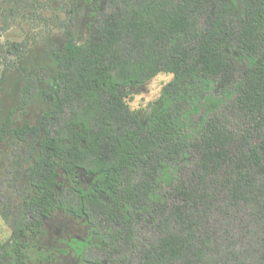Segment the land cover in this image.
Masks as SVG:
<instances>
[{
  "label": "trees",
  "instance_id": "16d2710c",
  "mask_svg": "<svg viewBox=\"0 0 264 264\" xmlns=\"http://www.w3.org/2000/svg\"><path fill=\"white\" fill-rule=\"evenodd\" d=\"M107 6L83 44L76 11L65 8L42 127H14L13 109L0 124V143L30 138L37 150L13 236L37 234L60 210L92 225L100 243L87 264H264V0ZM22 45L7 52L20 55ZM21 70L24 109L38 85ZM158 73L172 78L144 122L119 87ZM80 170L93 176L88 192Z\"/></svg>",
  "mask_w": 264,
  "mask_h": 264
},
{
  "label": "rangeland",
  "instance_id": "374dc122",
  "mask_svg": "<svg viewBox=\"0 0 264 264\" xmlns=\"http://www.w3.org/2000/svg\"><path fill=\"white\" fill-rule=\"evenodd\" d=\"M70 6L76 11L75 42L83 44L94 33L96 17L108 10L107 0H0V124L13 109L14 127L24 122L42 127L48 103L41 91H52L56 87L59 66L51 50L63 48L65 38L59 22L67 17L65 8ZM10 8L13 12L5 14ZM13 42H23L20 55L7 52ZM22 66L37 77L38 90L24 109H19L25 83ZM171 78V74L158 73L147 81L119 89L125 94L129 109L146 122L161 98L163 85ZM13 141L14 137L9 136L0 143V219L10 229L9 237L0 239V251L6 253L1 264H15L18 248L27 264H87L95 244L100 242L83 216L55 210L44 219L37 234L13 236L12 221L23 215V207L32 193L28 172L37 153L36 150L35 154L34 151L30 154V138L26 142ZM58 180L62 188L66 187L61 171ZM78 185L88 192L93 186V176L80 170Z\"/></svg>",
  "mask_w": 264,
  "mask_h": 264
},
{
  "label": "clouds",
  "instance_id": "9594fccd",
  "mask_svg": "<svg viewBox=\"0 0 264 264\" xmlns=\"http://www.w3.org/2000/svg\"><path fill=\"white\" fill-rule=\"evenodd\" d=\"M10 235V229L7 224L0 219V239L6 240Z\"/></svg>",
  "mask_w": 264,
  "mask_h": 264
}]
</instances>
